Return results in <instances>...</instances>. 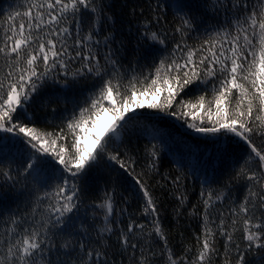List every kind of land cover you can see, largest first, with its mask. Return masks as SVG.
<instances>
[{
  "label": "snow or ice",
  "instance_id": "obj_1",
  "mask_svg": "<svg viewBox=\"0 0 264 264\" xmlns=\"http://www.w3.org/2000/svg\"><path fill=\"white\" fill-rule=\"evenodd\" d=\"M0 15V264H264V0ZM164 117L216 145L196 203L179 160L161 171ZM165 193L194 245L171 243Z\"/></svg>",
  "mask_w": 264,
  "mask_h": 264
},
{
  "label": "trees",
  "instance_id": "obj_2",
  "mask_svg": "<svg viewBox=\"0 0 264 264\" xmlns=\"http://www.w3.org/2000/svg\"><path fill=\"white\" fill-rule=\"evenodd\" d=\"M19 0H0V9H7L9 5L18 3ZM143 3V0H115V7L118 15L122 12H127L134 5ZM122 5L124 8L122 9ZM3 15H0V20H3ZM127 28L129 17L122 15ZM138 18V17H137ZM171 20V15L168 17ZM135 24V20L132 21ZM134 32V27H133ZM132 43H135L134 35L129 37ZM148 110H145L147 112ZM157 128L161 131L164 138V151L161 156L160 168L162 172H172L175 174L177 170L176 161L179 160L184 166V170L188 173L187 190L191 203H196L199 199L201 190L200 180L204 174L212 175V168L219 167L218 161L215 159L217 148L213 143L206 141L199 134L187 129L182 122L176 121L174 118L164 117L153 121ZM143 143V142H142ZM259 141L257 144L259 145ZM143 163V162H141ZM139 171V168L137 169ZM199 173L197 176L192 175V172ZM217 177L222 179V173H217ZM103 187V181L99 185ZM131 190V185H125ZM157 194L159 189H157ZM164 201L162 218L165 227L169 230V237L172 244L180 246V242L195 244L194 234L199 231L198 224L195 220L180 218L179 222L173 216L171 208L172 202L167 199L166 193L161 196Z\"/></svg>",
  "mask_w": 264,
  "mask_h": 264
}]
</instances>
